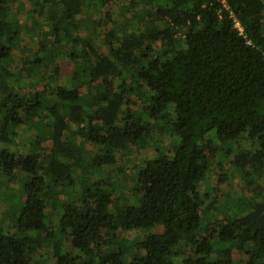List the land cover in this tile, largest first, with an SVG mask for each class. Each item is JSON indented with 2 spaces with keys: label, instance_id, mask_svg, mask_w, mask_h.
<instances>
[{
  "label": "trees",
  "instance_id": "16d2710c",
  "mask_svg": "<svg viewBox=\"0 0 264 264\" xmlns=\"http://www.w3.org/2000/svg\"><path fill=\"white\" fill-rule=\"evenodd\" d=\"M98 2L103 9L113 0ZM138 2L147 7L152 28L143 24L135 36H116L115 28L104 24L111 18L109 9H104L103 16L93 20V26L99 27L100 21L103 25V45L96 47L92 37L86 36L88 31L71 33L77 29L74 19L85 8L84 0H58L57 7L46 10V34L51 40H38L31 57L24 54L19 58L21 74L12 77L3 64L13 55L14 46L9 42L18 34V26L5 19L9 6L0 0V77L4 71L7 76L0 79V142L8 144L10 133L27 115L41 113L49 122V146L17 157L0 148L2 173L12 176L20 172L25 177L24 199L14 227L18 233L52 235L50 225L44 222L43 206L54 183L69 176L72 159L65 131L70 124H88L85 135L99 146L90 159L95 166L113 164L120 149L142 142L149 134L150 123L129 109V88L121 77L123 68L133 62L134 67L139 60L131 58L132 52L138 51L140 57L150 54L134 72L135 79L150 91L148 103L140 109L153 118L162 113L163 117L168 107L178 143L170 155L148 160L136 172L133 204L115 207L121 199L120 190L81 189L79 203L64 205L57 221L62 243L75 248L76 254L59 253L55 244L48 261L264 264L263 187L256 184L249 188L253 184L248 180L251 171L264 165V0H225L227 8L217 0H129V4ZM69 36L65 56L73 61L76 51L82 50L78 55L85 61L82 68L75 67L73 78L83 80L73 87L56 85L49 92L54 98H49L45 86L33 87L31 71L43 70L45 81L56 77L57 56L46 55L45 50L62 45L61 40ZM81 95L86 97L83 103L79 102ZM93 122L100 124L91 125ZM215 139L233 142L224 153L230 151L231 167L244 169L243 184L249 195L245 198L243 190L242 205L247 208L241 213L204 222L202 212L210 202L203 204L197 186L208 161L220 165L212 158L221 149ZM246 144L256 146L253 152L244 148ZM101 146L106 150L101 151ZM221 179L217 174L215 182H223ZM156 226L159 231L139 239V230ZM133 231L136 239L128 242L127 233ZM122 240L127 244L116 246ZM33 241L32 236L0 232V264H28ZM180 244L190 249L177 256L172 248ZM129 251L133 257L124 258Z\"/></svg>",
  "mask_w": 264,
  "mask_h": 264
},
{
  "label": "rangeland",
  "instance_id": "374dc122",
  "mask_svg": "<svg viewBox=\"0 0 264 264\" xmlns=\"http://www.w3.org/2000/svg\"><path fill=\"white\" fill-rule=\"evenodd\" d=\"M9 6L5 19L18 26L17 35L13 38L9 45L14 46L13 55L8 58L3 64V68L6 72L10 73L13 77L15 74L21 73L18 69L19 58H22L24 54L27 57H31L32 52L35 50L36 42L40 39L51 40L48 38V12L57 7L58 0H4ZM83 3V2H82ZM85 8L77 15L74 22L78 24L77 29H72L71 33L82 35L84 31H88L86 36H91L94 45H103V25L100 21L99 27L93 26V20L103 16L105 10L109 9L108 13L111 15L109 20H106L104 24L107 26H113L115 28V34H128L135 36L138 27L146 26V28H152L153 24L147 17V7L142 3L129 4V0H113V3L108 8L99 5L98 0H84ZM105 9V10H104ZM84 35V34H83ZM70 36L66 39H62V45L56 47H48L45 50V54L53 53L57 56V64L59 71L56 77L51 80L45 81V73L43 70L31 71V77L33 81V87L41 89L42 85L45 86V95L49 98H54L49 92L56 85L64 87H73L78 85L83 80V77L78 76L76 79L73 78V73L76 71L75 67L82 68L83 61L85 59L79 58V53H83L82 50L76 51L77 57L74 60H70L66 55V43L69 41ZM87 39V38H85ZM81 46V43L79 44ZM74 47V46H73ZM153 54L156 52H152ZM136 57L139 59L133 63H129L127 68L121 70V77L125 78V88H129L127 96L131 100L129 109L132 110L133 114L142 117L143 121L150 123L149 134L141 141H135L134 145H125L118 151L116 160L113 164L107 166H95L91 162V157L95 152L99 151V146L92 144L86 137L85 131L87 130L88 124L86 122L81 123L79 126L70 124L68 129L65 131L66 140L68 141L69 151L71 153L70 158L71 165L67 177L59 179L54 183L50 189L51 196L43 206L44 222L47 226L50 225L52 235L50 237H43L41 232L26 231L18 233L14 227V217L18 212V207L21 205L24 199L23 184L25 177L23 173H14L12 176H6L0 170V232L3 234H14L16 236H32L35 241L30 243L31 253L29 256L31 259L28 264H51L52 260L48 261L47 257L52 256V251L55 249V244H58V252L63 253L69 251L70 254L75 255L76 250L73 247H67L66 243H62L63 234L59 231L58 217L62 214L63 206L69 205L74 207L81 199L79 192L81 189L97 188V190L109 191L113 190L121 195V199L116 203H113L112 207H120L123 204H133L136 201L132 193V183L136 172L142 167L144 162L168 156L172 153L173 148L177 145V136L171 127L173 118L172 112L168 107L164 110V116H156L148 118L147 114L141 111V106L148 103V97L150 91L144 87L143 83L136 80L134 75L135 68L140 64L145 63L147 58L140 57L139 53L135 54L132 52L131 58ZM50 65H47L48 67ZM48 70V68H46ZM4 71V73H5ZM79 72V71H78ZM2 72L0 77H7ZM9 74V75H10ZM132 76V77H131ZM9 78V76H8ZM7 78V80H8ZM136 78V79H135ZM84 88H80V92H83ZM86 101V97L81 95L79 100L80 103ZM87 103V102H86ZM86 105H90L89 102ZM100 124L93 122L91 125ZM49 122L46 118L42 117L41 113L32 116H25L23 122L17 125L10 133V142L8 144L0 142V148H6L11 155L17 157L18 154L26 151L36 152L37 149L45 148L49 146ZM215 145L221 146L217 155L212 157L214 160L220 163L219 167L215 162L208 161L209 165L206 167L204 175L198 182V191L200 193V200L203 204L210 202L209 208H206L202 212L204 222H213L219 218L233 216L236 213H241V209L247 207L242 205L243 190L245 192V198L249 195L248 189H244L243 184V173L244 169H235L231 167L228 162V154L224 153L227 147H232L233 142L226 143L220 140L213 141ZM255 145L246 144L244 148H248L253 152ZM101 151H105L106 147H100ZM257 166V165H256ZM116 167L119 169L116 170ZM217 174H221L222 181L219 183L215 182ZM261 176V177H260ZM225 177V178H224ZM259 178V181L257 180ZM248 180H251L252 188L254 185H261L263 190L260 195L264 193V165L263 169L258 171H251ZM255 180L257 182H255ZM93 182H97L94 184ZM111 186L109 187V185ZM256 185V186H257ZM255 186V187H256ZM109 189V190H108ZM116 193V194H117ZM203 193L207 195H203ZM241 205V208H240ZM244 206V207H242ZM201 208V206H200ZM160 230L159 226H156L150 230H139V239L149 236L151 232H157ZM151 231V232H150ZM129 236L128 242L134 241L136 231L127 233ZM64 240V239H63ZM38 242V244H37ZM113 242V241H112ZM115 244V243H113ZM120 247L125 246L126 241H121L116 244ZM112 245V244H107ZM36 248L37 251L35 250ZM190 248L186 244H180L172 248L173 252H177V256L184 251H188ZM132 251L127 253L124 258H131ZM52 259V257H51ZM175 257H173V260Z\"/></svg>",
  "mask_w": 264,
  "mask_h": 264
},
{
  "label": "built area",
  "instance_id": "2783aa9c",
  "mask_svg": "<svg viewBox=\"0 0 264 264\" xmlns=\"http://www.w3.org/2000/svg\"><path fill=\"white\" fill-rule=\"evenodd\" d=\"M217 1L221 4V6H222L223 8H227V5H226V3H225V0H217ZM234 25H235L236 27H238V23H237V22H235ZM239 30H240V29H239Z\"/></svg>",
  "mask_w": 264,
  "mask_h": 264
}]
</instances>
